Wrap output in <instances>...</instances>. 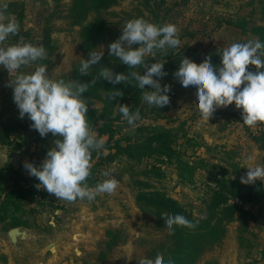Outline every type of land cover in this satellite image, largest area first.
<instances>
[{
	"label": "rangeland",
	"instance_id": "374dc122",
	"mask_svg": "<svg viewBox=\"0 0 264 264\" xmlns=\"http://www.w3.org/2000/svg\"><path fill=\"white\" fill-rule=\"evenodd\" d=\"M72 2L0 0V5L15 4L10 8V14L20 24L19 35L10 37L9 44L20 43L22 37L23 42L43 47L45 43L47 46L44 47L47 51L45 61L22 66L11 79L19 73L30 74L39 65H47L50 79L76 81L74 67L88 59L89 54L82 50V26H73L68 18ZM150 6L151 9H147L139 0H121L108 10L105 18L112 30L122 33L129 20H146L159 15L165 18L164 24L176 25L180 39L178 47L159 51L167 56L187 48L189 54H198V60L219 55L223 47L234 42L259 39L251 29L264 26V0H150ZM21 14L22 20L19 18ZM94 19L95 15H90L84 25ZM231 22H244L247 29L243 31ZM107 46V41L102 40L95 52L105 54ZM0 68L2 71L3 67ZM254 68L248 66V70ZM164 71L166 76L156 77L162 87H171L168 93L170 103L165 106L168 110L164 117L157 118L150 113L155 106L146 103L147 115L140 117L134 126L125 123L124 119L117 122L114 139L110 140V136H99L97 132L102 122H96L88 113L86 115L97 138L105 141L102 149L105 154L114 152L116 141L133 135L138 127L172 131L175 153L170 157L157 154L137 160L123 156L112 163L101 162L96 169L99 182L114 177L119 186L114 193L100 194L93 201L77 199L67 202L30 188L32 176L24 164L30 162L39 167L46 158L31 151L32 148H37L39 139L41 144L45 140L50 148L54 147L58 137L52 134L41 137L31 127L33 122L27 115L20 118L19 110L0 112L1 118L10 115L12 122L18 125L19 128L14 127L19 129L20 144L26 145L23 153L28 157L26 162L22 158L15 166L0 170V202L4 198L3 190L15 185L32 190L22 197L17 210L14 207L9 212L0 209V264H138L151 248L165 241L169 233L168 228L158 229L155 216L140 208V191H158L167 195L195 219L205 213L215 194L228 196V203L238 205L240 210L231 221L225 219V237L206 250L196 264H264V217L261 215L264 200L248 203L229 195L233 186H264L261 180L250 185L240 182L248 171L247 167H264V153L255 141L264 125H244L242 109H237L235 103L217 109L209 121L203 120L198 111L195 86L185 88L174 77V71L165 67ZM7 74L8 70L4 68L2 75L6 77L7 85L1 87L0 92L13 95ZM90 107L101 110L103 103L94 101ZM146 138L145 134L140 141ZM97 162H100L98 157H92L93 166ZM152 169L154 172L149 176L143 174ZM104 171H109L111 176L104 177ZM157 172L162 177H158ZM39 189L44 190L43 187ZM208 214L207 211L205 216L209 217ZM12 223L19 225L12 227ZM13 229L20 233L16 241L10 236ZM109 231H120L119 242L111 250L108 249L112 239ZM104 254L105 258L101 260Z\"/></svg>",
	"mask_w": 264,
	"mask_h": 264
},
{
	"label": "clouds",
	"instance_id": "9594fccd",
	"mask_svg": "<svg viewBox=\"0 0 264 264\" xmlns=\"http://www.w3.org/2000/svg\"><path fill=\"white\" fill-rule=\"evenodd\" d=\"M7 9V4L0 5V66L10 73L46 59L47 51L43 46L23 42L22 37L20 43H8L10 37L19 35L20 24ZM137 44L139 47L134 48L133 45ZM179 45L176 25L168 23L161 26L143 18L129 20L122 29V35L108 45L109 55L117 57L128 68L142 67L146 69L145 73L141 75L140 72L131 71L116 74L112 69L104 68L96 79L103 78L114 85L135 80L138 87L144 90L143 100L148 105L163 108L170 103L168 93L171 87H162L160 80L154 77L167 75L164 71L166 62L157 60L149 65L145 57H154L158 50ZM103 54L90 52L89 58L82 60L80 75H87L89 68L99 63ZM220 56L219 67L213 65L211 57L199 64L183 57L174 77L185 88L195 86L198 111L203 120L209 121L217 109L235 103L237 109H242L244 125L255 127L258 123H264V43L259 39L234 42L223 47ZM249 65L255 66L256 71H249ZM96 79L90 83L95 84ZM146 85L151 90H145ZM8 86L13 88V100L20 118L27 115L33 122L31 127L41 137L49 133L58 137L39 167L30 162L24 164L29 175L40 182L37 188L43 187L58 200L67 202L77 199L93 201L100 194L110 195L116 191L119 181L114 177L104 179L94 187L87 183L93 167L92 152L102 150L105 144L103 138H97L88 123V105L83 94L88 90L89 83L50 79L47 65H39L30 74H17L10 79ZM123 95L118 89L110 94L109 100ZM118 106L124 120L134 126L140 119L139 110L133 112L127 105ZM247 169L246 175L240 178L242 184L264 181V167L249 166ZM102 175L110 177L111 173L104 171ZM161 218L169 230L173 226L196 227L183 215L162 213ZM138 264H165L164 256L158 253L154 259L141 258ZM168 264H172V261L169 260Z\"/></svg>",
	"mask_w": 264,
	"mask_h": 264
},
{
	"label": "trees",
	"instance_id": "16d2710c",
	"mask_svg": "<svg viewBox=\"0 0 264 264\" xmlns=\"http://www.w3.org/2000/svg\"><path fill=\"white\" fill-rule=\"evenodd\" d=\"M121 0H73L68 18L73 26H82V50L85 53L95 52L100 41H107L108 45L117 40L122 33H117L110 27L109 21L105 18V14L110 8L116 6ZM143 1V4L147 9H151L150 0ZM15 6L14 3L8 4V13L10 14V8ZM153 11V10H152ZM94 14L95 19L92 23L86 24V21L90 15ZM20 20L23 18V14L20 15ZM146 21L164 25L165 18L155 15L152 18H147ZM235 27L247 29V24L244 22L230 23ZM251 32L259 37V40L264 43V26H254ZM49 38L47 39V43ZM44 47H47L44 43ZM108 47V46H107ZM190 50L187 48L179 49L175 54L164 55L159 50L155 52L154 57L145 58L146 63L151 65L157 60L166 62L164 67L167 70L176 72L179 68V63L183 57H187L197 64L202 63L204 60H198V54H189ZM221 54V53H220ZM216 55L211 58L213 65L221 66V56ZM45 61V59L38 60ZM81 64L75 66V80L81 83H89L88 90L83 94L85 103L88 105V114L90 117H95L96 122H102L97 132L99 136L108 135L110 140L114 139L115 125L117 122L122 121L124 118L119 112V104L127 105L130 110L135 112L139 110L140 117L147 115L145 108L148 106L143 100V91L138 87L135 80H130L126 84H112L107 80L100 78L96 79L99 72L104 68H110L114 73H129L131 71L140 72L143 75L146 69L142 67L128 68L127 65L121 63V61L112 55H109V50L103 54L99 63L93 65L88 70L87 75H80L79 68ZM252 72L256 71L249 70ZM156 79V77H154ZM96 79V83H90L91 80ZM65 80V79H64ZM120 90L124 93L123 97H116L113 100H109L111 93ZM145 90H151L149 86H145ZM94 101H100L103 103V108H91L90 105ZM168 108L153 107L150 113H153L157 118L164 117ZM101 111V112H100ZM100 112V113H99ZM91 122V120H90ZM127 121H125L126 123ZM91 124V123H90ZM17 124L12 122L10 118L4 120L0 117V145H7L14 150L22 149L25 144H20L22 138L18 132ZM264 125V123H261ZM51 134V133H49ZM147 138L145 141H140L141 138ZM41 139L37 140V152L40 155L47 154L50 149V144H41ZM174 135L172 131L163 129L155 130L146 127H138L133 135L124 136L122 139L117 140L114 148L115 151L110 154H105L103 150L93 151L92 157H98L100 162H97L91 169V176L88 178L87 183L89 186H95L99 182L96 176V169L101 162L112 163L118 157L128 156L132 159L141 160L143 157H153L157 154L171 156L175 153L173 149ZM255 141L258 143L260 150L264 153V130H261L258 136H255ZM155 168V167H154ZM154 170H147L143 174H152ZM158 177H162L161 173L156 174ZM31 187L35 192L42 193V195L49 194L45 189L41 190L36 187L40 182L34 176L30 179ZM1 185V184H0ZM1 189V186H0ZM32 190H25L19 185H15L7 190H3L4 198L0 202V209L9 212L14 207L15 210L19 208L20 201L23 196ZM51 195V194H50ZM230 197L242 199L245 202H257L264 200V186L261 187H240L233 186L229 191ZM1 200V198H0ZM138 204L143 211H146L155 216V226L159 228H168L164 220L161 218L162 213L175 216L177 214L185 216L189 221L193 222L195 228H187L181 226H173L172 230H169L165 241L158 243L147 253L146 258L154 259L155 256L160 253L164 256L165 264L171 260L172 264H196L204 252L215 245L219 244L226 234V227L223 223L225 219L231 221L234 218L236 212L240 210L238 205L228 203V196H224L221 193L215 194L211 201L208 202L207 210L199 218H193L191 213L184 210L183 206L177 201L171 199L167 195L161 192H147L140 191L138 194ZM209 212V217H206V212ZM243 212V211H242ZM261 215L264 217V208L261 209ZM12 227H17L18 223H12ZM112 236L111 241L108 243V249L111 250L118 244L120 231H109ZM105 258L101 256V260ZM206 264H215L214 262H207Z\"/></svg>",
	"mask_w": 264,
	"mask_h": 264
},
{
	"label": "crops",
	"instance_id": "0c3cea01",
	"mask_svg": "<svg viewBox=\"0 0 264 264\" xmlns=\"http://www.w3.org/2000/svg\"><path fill=\"white\" fill-rule=\"evenodd\" d=\"M2 71H0V88L7 85V79L4 75H2ZM16 110L19 109L13 100V95L0 92V112L8 113ZM10 117V115L6 116L4 117V120H7ZM23 151H26V145L22 148V150H14V148L10 146L0 145V170L15 166L16 163L22 161V158L24 159L23 162H26L28 157H26V153H23ZM31 151H37V148H32Z\"/></svg>",
	"mask_w": 264,
	"mask_h": 264
},
{
	"label": "water",
	"instance_id": "95a60500",
	"mask_svg": "<svg viewBox=\"0 0 264 264\" xmlns=\"http://www.w3.org/2000/svg\"><path fill=\"white\" fill-rule=\"evenodd\" d=\"M19 230L18 229H13L10 231V236L13 239V241H16L17 236L19 235Z\"/></svg>",
	"mask_w": 264,
	"mask_h": 264
},
{
	"label": "built area",
	"instance_id": "2783aa9c",
	"mask_svg": "<svg viewBox=\"0 0 264 264\" xmlns=\"http://www.w3.org/2000/svg\"><path fill=\"white\" fill-rule=\"evenodd\" d=\"M13 73H14V72H10V73L8 72L7 75H8V77H10V79L12 78Z\"/></svg>",
	"mask_w": 264,
	"mask_h": 264
}]
</instances>
